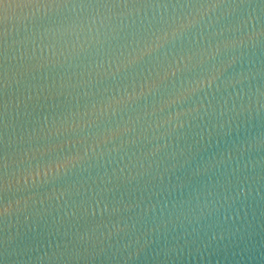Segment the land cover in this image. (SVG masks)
Masks as SVG:
<instances>
[{
    "label": "water",
    "instance_id": "water-1",
    "mask_svg": "<svg viewBox=\"0 0 264 264\" xmlns=\"http://www.w3.org/2000/svg\"><path fill=\"white\" fill-rule=\"evenodd\" d=\"M248 0H0V264H71Z\"/></svg>",
    "mask_w": 264,
    "mask_h": 264
}]
</instances>
